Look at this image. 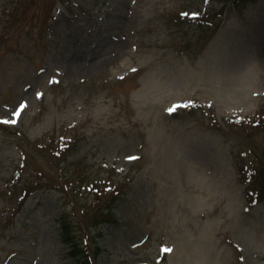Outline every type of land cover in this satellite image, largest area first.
Returning <instances> with one entry per match:
<instances>
[{
  "label": "rangeland",
  "instance_id": "1",
  "mask_svg": "<svg viewBox=\"0 0 264 264\" xmlns=\"http://www.w3.org/2000/svg\"><path fill=\"white\" fill-rule=\"evenodd\" d=\"M236 1L0 0V264H72V205L97 264H264V0Z\"/></svg>",
  "mask_w": 264,
  "mask_h": 264
},
{
  "label": "trees",
  "instance_id": "2",
  "mask_svg": "<svg viewBox=\"0 0 264 264\" xmlns=\"http://www.w3.org/2000/svg\"><path fill=\"white\" fill-rule=\"evenodd\" d=\"M55 156L61 159L63 152L60 149L55 150ZM255 159L257 163L252 168L253 174L250 178L245 179V182L248 183L249 190L252 188L256 190V200L258 202H264V156L262 158L257 156ZM111 184L107 185L106 181L99 177H91L85 184L84 191L90 196L86 201L91 203L89 208L97 211L98 222L103 223L108 221V214L111 213V204L118 194L116 189H112ZM106 200L109 203L104 202ZM72 207L70 212L71 219L68 213L66 214L64 211L61 212L58 219L60 242L68 248L66 256L72 264H97V250L90 251L88 249V233L85 231V227L82 226L81 218L76 207L74 205ZM85 212L86 210L82 213L84 219L87 217V215H84Z\"/></svg>",
  "mask_w": 264,
  "mask_h": 264
},
{
  "label": "bare ground",
  "instance_id": "3",
  "mask_svg": "<svg viewBox=\"0 0 264 264\" xmlns=\"http://www.w3.org/2000/svg\"><path fill=\"white\" fill-rule=\"evenodd\" d=\"M223 61L226 62L225 60H223ZM248 72H249V71H247V74H248ZM250 72H251V71H250ZM250 72H249V73H250ZM253 92H254V91H253Z\"/></svg>",
  "mask_w": 264,
  "mask_h": 264
}]
</instances>
